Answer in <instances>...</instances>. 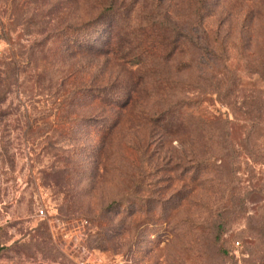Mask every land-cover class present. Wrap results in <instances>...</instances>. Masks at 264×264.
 <instances>
[{
    "label": "rangeland",
    "instance_id": "374dc122",
    "mask_svg": "<svg viewBox=\"0 0 264 264\" xmlns=\"http://www.w3.org/2000/svg\"><path fill=\"white\" fill-rule=\"evenodd\" d=\"M0 264H264V0H0Z\"/></svg>",
    "mask_w": 264,
    "mask_h": 264
},
{
    "label": "built area",
    "instance_id": "2783aa9c",
    "mask_svg": "<svg viewBox=\"0 0 264 264\" xmlns=\"http://www.w3.org/2000/svg\"><path fill=\"white\" fill-rule=\"evenodd\" d=\"M41 214H44V211L43 210H41Z\"/></svg>",
    "mask_w": 264,
    "mask_h": 264
}]
</instances>
